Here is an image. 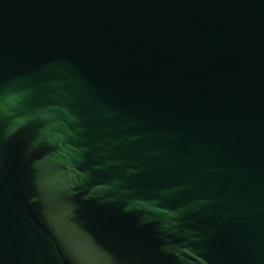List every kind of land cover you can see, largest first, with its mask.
I'll return each mask as SVG.
<instances>
[{"label": "water", "instance_id": "1", "mask_svg": "<svg viewBox=\"0 0 264 264\" xmlns=\"http://www.w3.org/2000/svg\"><path fill=\"white\" fill-rule=\"evenodd\" d=\"M0 264H264V0H0Z\"/></svg>", "mask_w": 264, "mask_h": 264}]
</instances>
